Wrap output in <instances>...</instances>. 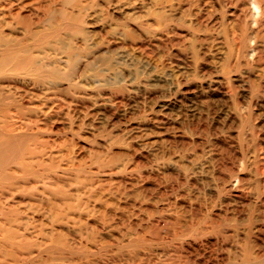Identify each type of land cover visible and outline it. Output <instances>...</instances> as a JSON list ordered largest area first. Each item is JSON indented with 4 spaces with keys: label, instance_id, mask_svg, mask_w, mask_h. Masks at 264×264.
Segmentation results:
<instances>
[{
    "label": "rangeland",
    "instance_id": "1",
    "mask_svg": "<svg viewBox=\"0 0 264 264\" xmlns=\"http://www.w3.org/2000/svg\"><path fill=\"white\" fill-rule=\"evenodd\" d=\"M14 38L0 264H264V0H0Z\"/></svg>",
    "mask_w": 264,
    "mask_h": 264
},
{
    "label": "bare ground",
    "instance_id": "2",
    "mask_svg": "<svg viewBox=\"0 0 264 264\" xmlns=\"http://www.w3.org/2000/svg\"><path fill=\"white\" fill-rule=\"evenodd\" d=\"M22 44H23V41L18 40V38H14L12 40L0 39V70L1 69L5 70L6 68L11 67V66L12 67L16 66L18 61H16L17 59H15V58H17L19 56L18 46H22ZM22 49H23V47H20L19 51H21ZM22 51H24V50H22ZM26 51H27V49H26ZM33 71L40 72V71H42V68L40 66H38V67L34 68ZM0 73H1V71H0ZM0 95H2V94L0 93ZM9 104H11V103H7V101L4 98H2V96H0V116L3 117V119L0 118V168L3 167L2 164L5 163L4 160L6 157L4 159H3V157L10 150H13L12 153H14V152L16 153V152L20 151L19 154L24 155V153L26 151L24 146L26 145L27 140H28V138L26 137V136H28V134H22V132L15 133V132H17V130L19 128H17V126L14 124L12 125L10 122L9 123L7 122L6 119H9L8 118V109H7ZM22 115H24V114H22ZM25 133H26V131H25ZM23 137H25V138H23ZM23 142H25V143H23ZM21 150H22V152H21ZM2 159H3V161H2ZM21 164H24V162H21ZM10 178L11 177L7 176V177H4L3 180H4V182H6L5 180L8 181Z\"/></svg>",
    "mask_w": 264,
    "mask_h": 264
}]
</instances>
